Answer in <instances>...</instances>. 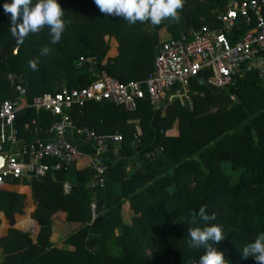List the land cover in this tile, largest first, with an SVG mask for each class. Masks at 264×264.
I'll return each mask as SVG.
<instances>
[{
    "label": "trees",
    "instance_id": "obj_1",
    "mask_svg": "<svg viewBox=\"0 0 264 264\" xmlns=\"http://www.w3.org/2000/svg\"><path fill=\"white\" fill-rule=\"evenodd\" d=\"M227 1L183 0L178 19L152 25L106 16L94 0H60L66 30L56 44L51 43L48 27L40 32L38 40L46 41L42 48L50 49L41 55L37 40L27 36L18 42L10 15L3 10L5 0H0V102L13 98L12 74L23 80L28 103L62 85H87L93 77L86 66H76L81 55L95 59L97 69L120 82L142 80L152 70L159 30L166 27L180 39L202 24L218 26L216 14ZM31 60L37 62L36 70L29 67ZM191 93L192 109L178 99L158 107L140 101L135 111L110 101L74 107L69 113L77 126L122 135L103 156L106 184L90 188L94 177L90 168L71 173L62 168L41 179H14L17 184L30 180L32 217L40 231L34 239L31 228L17 227L15 215L23 214L30 203L26 197L0 190V210L9 223L7 233L0 236V264H198L204 249L189 247L188 229L193 226L192 214L204 205L216 217L208 223L223 226L226 236L216 246L225 258L231 264H257L252 257L243 260L241 250L264 232V76L252 71L235 86L221 89L193 78ZM56 119L26 107L17 111L15 126L21 139H47ZM175 121L179 133L169 136L166 131ZM76 143L81 153L94 152L91 142ZM69 175L73 186L64 193L62 183ZM59 210L66 212L68 221L84 226L58 247L50 237L51 217Z\"/></svg>",
    "mask_w": 264,
    "mask_h": 264
},
{
    "label": "built area",
    "instance_id": "obj_2",
    "mask_svg": "<svg viewBox=\"0 0 264 264\" xmlns=\"http://www.w3.org/2000/svg\"><path fill=\"white\" fill-rule=\"evenodd\" d=\"M216 23L202 24L191 29L180 39L170 37L161 41L153 60L152 70L142 80L120 82L104 69H97V62L81 55L77 67H87L93 77L85 86L69 88L62 85L54 93H43L26 102L27 89L22 79L15 81L10 75L13 99L0 102V155L4 163L0 167V183L24 176L41 179L49 172L62 168L71 173L80 157H88L94 171L90 188H103L106 184L107 164L103 156L112 144L119 143L122 135L98 134L94 129L77 126L70 111L88 102L110 101L135 111L139 102L146 100L154 107L163 100L178 99L181 104L193 108L191 80L200 77L209 87L221 89L235 86L249 72L264 76V0H230L216 14ZM36 113L49 112L57 119L48 129L47 139L24 142L15 126L17 111L24 106ZM35 123V120L32 122ZM139 132V129H138ZM76 139L91 142L94 152L81 153ZM116 153L118 147H114ZM46 159H53L52 164ZM71 175L62 183L64 193L72 189ZM94 211L95 205L91 204Z\"/></svg>",
    "mask_w": 264,
    "mask_h": 264
},
{
    "label": "clouds",
    "instance_id": "obj_3",
    "mask_svg": "<svg viewBox=\"0 0 264 264\" xmlns=\"http://www.w3.org/2000/svg\"><path fill=\"white\" fill-rule=\"evenodd\" d=\"M99 11L112 17H121L129 24L137 21H148L152 25H159L162 20L179 18L178 10L183 7V0H94ZM3 10L10 15L12 33L22 42L30 33H38L45 26L49 29L51 43H58L66 30L64 9L60 0H5ZM16 53L17 47L14 49ZM50 49L45 46L41 55H47ZM29 67L36 70L38 64L35 60L29 61ZM215 215H209L207 206H201L198 212L192 214L191 224L188 229L190 237L188 244L191 248L204 249L198 264H231L225 258V253L218 245L224 238L223 226L214 221ZM252 257L257 264H264V232L257 234L254 241L241 250V258L247 260Z\"/></svg>",
    "mask_w": 264,
    "mask_h": 264
},
{
    "label": "crops",
    "instance_id": "obj_4",
    "mask_svg": "<svg viewBox=\"0 0 264 264\" xmlns=\"http://www.w3.org/2000/svg\"><path fill=\"white\" fill-rule=\"evenodd\" d=\"M172 21H174V20H172ZM158 37H159V45H160L161 41L169 39L170 37H172V35L170 34V32L167 31L166 27H164L158 31ZM35 40H38V39H35ZM115 45H116V42H115ZM158 47H156L155 50H157ZM14 49H13V53L15 52ZM115 53H116V50L113 49L112 55H114ZM9 79H10V77H9ZM14 80L18 81V77H15ZM25 100L28 103L27 98ZM142 101H145V100H142ZM167 103H171V102H167ZM181 105L184 106L183 104H181ZM23 108H26V105ZM35 123H36V120H35ZM25 126H28V124H26ZM178 131H179L178 121H175V123L173 124V127L171 129H168L166 131V134L169 136H176L179 133ZM24 142H29V141L24 140ZM89 160L90 159L88 157H80L76 161L75 168L77 170L87 169L89 166ZM12 181L13 180H5L4 182L0 183V190L1 191H7V192H16L18 194L24 195L26 197L25 200L27 199V201L30 202L29 204H27L25 206L23 214H19V215L16 214L15 218L17 221V223H16L17 227L21 228L24 231H27L31 228L33 231V238L36 239L37 235L40 231V226L35 221V219L32 217V213L35 210V205H34L33 200H32V194H33L32 193V187L28 183V181H30V180L26 179L23 183H20V184L14 183ZM83 226H84V224L81 222H70V221H68L66 212L59 210V211L55 212L51 217L52 234H51L50 240L53 242V244L58 245V247L64 246L63 240L65 239V237L68 236V234H70L69 232L70 231L76 232L77 230L80 229V227L82 228ZM8 228H9V223L5 219L2 211L0 210V236L5 235L7 233ZM118 233H119V231H118ZM2 259H3V250L0 247V263H1Z\"/></svg>",
    "mask_w": 264,
    "mask_h": 264
},
{
    "label": "rangeland",
    "instance_id": "obj_5",
    "mask_svg": "<svg viewBox=\"0 0 264 264\" xmlns=\"http://www.w3.org/2000/svg\"><path fill=\"white\" fill-rule=\"evenodd\" d=\"M230 1V0H229ZM229 1H227V2H229ZM228 4V3H227ZM46 28H47V26H45L40 32H44L45 30H46ZM40 32H38V33H30L29 35H28V38H29V40H35V39H39V33ZM105 38H107V37H105ZM36 43H37V45H38V47L36 48L37 50H40L41 48H42V44H45L46 43V41L45 40H37L36 41ZM110 43L112 44H114L115 43V40L114 39H112V41H110ZM35 49V52L37 51ZM3 72H2V70H1V68H0V75L2 74ZM13 75V74H12ZM14 78V76H12V79ZM10 82H11V80H10ZM62 82V80H60L58 83H61ZM162 103H166V101L165 100H163L162 101ZM189 108V107H188ZM211 146H213V145H211ZM81 228V227H80ZM75 232V231H74ZM74 232H72V231H70L69 233L70 234H72V233H74ZM116 232V234H119L118 233V231L116 230L115 231ZM70 234H68V236L70 235ZM110 247H111V250H112V252L113 253H115L116 252V246H115V244H113V243H111L110 244ZM110 249V248H109Z\"/></svg>",
    "mask_w": 264,
    "mask_h": 264
},
{
    "label": "water",
    "instance_id": "obj_6",
    "mask_svg": "<svg viewBox=\"0 0 264 264\" xmlns=\"http://www.w3.org/2000/svg\"><path fill=\"white\" fill-rule=\"evenodd\" d=\"M4 163V157L0 155V167H2Z\"/></svg>",
    "mask_w": 264,
    "mask_h": 264
}]
</instances>
